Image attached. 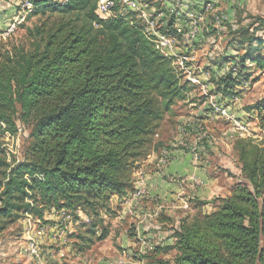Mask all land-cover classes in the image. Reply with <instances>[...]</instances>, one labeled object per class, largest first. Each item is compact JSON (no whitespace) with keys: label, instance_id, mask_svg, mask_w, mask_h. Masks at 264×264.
Segmentation results:
<instances>
[{"label":"trees","instance_id":"obj_1","mask_svg":"<svg viewBox=\"0 0 264 264\" xmlns=\"http://www.w3.org/2000/svg\"><path fill=\"white\" fill-rule=\"evenodd\" d=\"M31 1L29 16L42 21L26 30L28 45L0 47V126L12 133L31 127L23 161L9 163L0 145V234L26 214L81 210L89 222L72 237L85 252L108 237L104 216L115 213L113 198L133 191L140 160L163 148L154 137L188 87L127 18L100 19L101 0ZM257 21L253 31L231 35L229 47L244 53L222 60L237 67L217 81L225 95L241 96L264 72L257 53L264 41L256 36L264 19ZM252 109L264 128V98ZM235 147L244 181L218 197L212 212L173 225L172 243L151 252L156 264L170 251L173 264H264V143L238 138Z\"/></svg>","mask_w":264,"mask_h":264},{"label":"rangeland","instance_id":"obj_2","mask_svg":"<svg viewBox=\"0 0 264 264\" xmlns=\"http://www.w3.org/2000/svg\"><path fill=\"white\" fill-rule=\"evenodd\" d=\"M153 0H143V3L145 2L149 3ZM174 1V0H173ZM192 1L195 0H186L185 2H173L176 9L181 8L180 6H184V8L191 9L194 7V3L192 4ZM235 1V12H234V20L233 22H229V19L222 21L221 23H217V19L215 14L216 11L208 13L209 15L206 16V19H203L200 21L201 26L205 30L204 35L202 36L201 41L195 42L192 41L189 44L190 50L193 49L197 55L198 60L201 62L202 65L209 64L210 62L215 64H219L222 59L225 58L223 56L226 54L227 50H231L232 52L235 50L232 47H229L228 43L232 39L231 35L234 36L232 33H236V31H239L241 28H250V31H253L255 26L259 25V22L257 21V17H260L264 19V0H234ZM17 0H0V26L1 28H5L4 26L7 21L10 22L11 18L14 17V15L17 14L18 10L21 9L18 5H16ZM142 2V1H141ZM226 3L224 1H218L216 3V10L222 11L229 14L226 11ZM166 9V8H164ZM13 10L11 14L9 11ZM166 12L169 14V11L166 10ZM132 15V14H131ZM208 17V18H207ZM10 20V21H9ZM42 21L40 16H29L25 22L17 27L15 32H13L10 36H7L6 38L0 39V47H3L4 49L11 48V45L13 44H24L28 45V39L26 35V30L28 28H31L35 26L36 24H39ZM24 25V26H22ZM208 29V30H207ZM256 36H258L260 39L264 41V26L256 32ZM184 43L181 42L180 46L183 47ZM8 46V47H7ZM241 54L244 53L242 49H239L238 51ZM257 53H264V47L260 52ZM219 58H222L221 60ZM229 59L234 61L235 57L229 56ZM209 62V63H208ZM234 63V62H233ZM217 66V65H216ZM251 67H254L252 65ZM213 72V71H212ZM217 75V73H215ZM218 76L215 79L214 82L216 87L218 86ZM182 82L186 83L184 80ZM188 89H187V97L183 100H177L175 105L173 106V112L171 114H168L165 116V120L162 121L163 128L158 130V133L154 137V141L161 139L162 137H172L173 136V143H177L178 148L179 147H192L196 146V150L194 151L197 156V167L201 168L206 166V171L210 176L215 175V173H220L219 176L224 175L225 178L233 177L236 178V181H244L241 176V164L239 161V155L238 150L235 147V142L238 138L232 140L228 138V136L225 134L227 130L231 127L230 121H228L226 118L222 117L221 115L214 114L213 111H211V107L207 103L204 96H202L195 86L186 83ZM245 88V89H244ZM241 92V103L238 106L234 105V107L231 108L233 113L239 118L244 120L243 118L248 117L249 111L254 107L258 102H260L264 98V72H257V74L254 75L253 79L248 81L246 84V87H244ZM230 105V103L227 104V106ZM200 111L204 113H211L209 117L206 118H200L199 113ZM199 119L200 121H204V130L207 133L208 138L201 139V140H195L197 139V136L200 135L198 130H191L193 135H184L183 139L178 138L181 127H183V124L189 125L193 121ZM205 119V120H203ZM246 120L250 121V131L254 134L257 133L259 136V139H254L256 143H264V128L261 126V119L255 120L253 117H249ZM173 124V128H172ZM20 125L21 132L15 139L14 143H16L19 147L18 148V154L20 157H23L25 155V151L30 143V132L31 127L28 125ZM161 127V126H160ZM160 129V128H159ZM188 139V140H187ZM177 141H182V144H179ZM6 143L5 137L0 135V145ZM163 148L169 149L168 146H164ZM177 148V147H176ZM162 149V148H161ZM160 149V151H161ZM189 149V148H188ZM170 150V149H169ZM190 150V149H189ZM190 152H192L190 150ZM148 155V154H147ZM193 155V154H192ZM146 157V156H145ZM171 160V159H170ZM169 160V162H170ZM168 162V163H169ZM141 160L139 162L140 166ZM160 165V164H159ZM139 171V169H138ZM137 171V172H138ZM137 172L135 175V179L137 178ZM236 182V183H238ZM223 197L221 194H218L217 197H215L212 200L209 201H194V207L197 208L196 213H209L212 212L217 205V198ZM117 197L118 203L113 205L112 202V208L115 211V213H110L104 216L105 224L110 229V234L105 240L101 241H95L94 244H92V249L94 251H106L107 254L103 256V259L105 260H116L118 258H124L128 263H136L137 260H139L143 264H156L152 260L153 256L151 255V252L141 253L139 257H131L128 255L124 256L125 249L122 247L123 245V239L122 234L125 233V230L122 226L119 225L118 222H115L117 220V210H119L121 202ZM190 209H182L181 214L185 215V213L188 212ZM81 215H73L71 212L73 220L71 222H64L65 228H67V232L65 234V238L67 239V247H70L71 250H66L69 257H72L74 253H80L78 242H74L75 238L72 237V233L76 234L79 230L83 229V223L89 222V217L86 216L81 210ZM32 215V214H31ZM44 218L39 222L37 215H32V218H29L32 220L33 226L37 229H40L39 225L42 228L47 227L49 223H51V219H54L55 223L61 224L63 223L61 216L57 212H52L50 209H46L44 211ZM52 217V218H51ZM187 217V216H185ZM191 217V216H189ZM26 215L20 217L18 220H16L14 223H11L7 226V228L0 234V242L2 243L3 240H21L24 239V233H25V227H27V221H26ZM50 218V219H49ZM57 225V224H56ZM51 226V224H50ZM46 229V228H45ZM62 226L59 228V231H62ZM173 226H167L166 232L168 233V237L172 234ZM49 231V230H48ZM47 231V232H48ZM46 232V233H47ZM42 235V234H41ZM40 235V236H41ZM167 237V238H168ZM160 241L157 239L154 240V245H158ZM5 242H3L4 244ZM23 243V241H22ZM24 245V247H23ZM72 245V247L70 246ZM75 245V246H74ZM23 247L24 254L26 255V243L24 241L23 244L20 243L19 249ZM74 247V250H73ZM89 250V249H88ZM88 250L85 252L88 254ZM90 252V251H89ZM99 252V253H100ZM119 255H121L119 257ZM175 256V252H165L163 255L159 256V258L156 261L163 262L164 264H173V258ZM68 258V257H67Z\"/></svg>","mask_w":264,"mask_h":264},{"label":"crops","instance_id":"obj_3","mask_svg":"<svg viewBox=\"0 0 264 264\" xmlns=\"http://www.w3.org/2000/svg\"><path fill=\"white\" fill-rule=\"evenodd\" d=\"M139 1H142L143 3V0ZM185 1L186 0H153L150 4L147 2H145V4L155 8H166L165 10H168L169 12L171 11V13L173 11V18H175L176 23L178 25H183L190 23L188 15H185L186 9L183 5L180 6L181 8L176 9L173 2L183 3ZM218 1L220 0H195L192 1V4L194 2V4L200 3L203 7V5L208 2L217 3ZM221 1H224L227 5L224 7H226V11L229 13V22H233L235 12V8L233 6H235V1ZM239 1L241 2L244 0ZM12 11L13 10H10V13L7 14H11ZM195 11H198V9H195ZM208 15L209 14H207V16ZM204 33L201 34L197 40H195L196 43L201 41ZM237 53L238 52L236 50L233 52L231 50H227L226 54L223 56L226 55L229 57ZM219 59L221 60L222 58ZM222 60L219 64L215 65L212 62H208L212 67L214 78H217V76L218 78L221 77L220 68L222 67ZM250 65L252 66L254 64L251 63ZM215 73H217V75ZM225 102V100L222 101V103ZM229 103L230 105L228 106L230 108L234 107V105L239 108V104ZM252 110L253 109H251L249 113L256 114ZM172 112L173 107L168 114H171ZM210 115V112L206 114L203 111H200L199 113L200 118H206ZM247 118H249V116L243 119L246 120ZM162 128L163 125L161 124L159 130L161 131ZM191 130H196L194 124L189 125V132L187 135H193ZM158 135L160 134L158 133ZM184 135L186 134H183L180 130L178 138L183 139ZM156 142L161 144L159 148L162 146L169 147L172 154L171 160L166 165H159L160 149L152 150L146 157L141 159L138 173H142L143 175L142 177L144 179L146 194L136 201L132 207L125 206L121 203L119 210H117V220H115V222H118L125 230V233H123L121 237L123 239L122 247L125 249L123 252L124 256L128 255L131 257H139L141 253H146L148 251L152 252L158 245L162 246L171 244L172 238L168 237V233L165 231L166 227L178 225L180 220L185 216H193L197 210V208L194 207L195 200L209 201L217 197L218 194H221L223 197L229 196L236 185V182H238V180L236 181V178L233 177L225 178L224 175L219 176L220 173H215V175L210 176L205 169L206 166L201 168L197 167L194 163V157L188 147L178 148L177 143H173V136L170 138L162 137ZM177 142L182 144V141ZM138 176L139 175L137 174V177ZM192 176L199 180L198 184L192 183L190 180ZM184 199L189 202L190 207L185 215H183L184 213L181 214L182 209H184L182 208ZM112 202L114 203L113 205L118 203L117 197H114ZM157 211H160L158 215L155 214ZM62 225L63 223H55L52 218L48 228H44L43 234L39 237V248L41 251L40 259H32L25 255L23 251L24 245L21 250L19 249L20 243L23 244L24 239H22L23 243L21 240H3L2 243L0 242V264H110L112 260L103 259V256H105L107 252L94 251V249H92L93 245L88 250V254L86 252H80L74 253L72 257H69L67 253L68 251L65 253V249L71 250L70 247H67V242H64L63 240L66 238L60 237L59 235V228H61ZM141 239H145L147 241L146 246L142 245ZM155 239L160 241L158 245H154ZM3 242L5 243L3 244ZM70 246L72 247V245ZM120 256L121 255H119V257ZM128 264L142 263L137 260L136 263L131 262Z\"/></svg>","mask_w":264,"mask_h":264},{"label":"built area","instance_id":"obj_4","mask_svg":"<svg viewBox=\"0 0 264 264\" xmlns=\"http://www.w3.org/2000/svg\"><path fill=\"white\" fill-rule=\"evenodd\" d=\"M55 4L64 5L69 0H49ZM16 5L21 7L17 14L11 18V21L4 25L5 28L0 26V39L10 36L17 27L25 22L34 9V4L31 0H17ZM185 15H188L190 23L178 25L176 21L173 26V11L166 12L165 9L151 7L148 4H144L139 0H101L95 13L103 20H107L113 17H125L131 24L136 25L144 34V36L154 45L163 56L170 59L172 67L177 75L196 88H198L200 94L204 96L207 103L211 107V111L214 114L221 115L231 123V127L225 133L228 138L234 140L236 138H251L259 139V136L252 133L250 130V121L239 119L231 110L227 103H241L240 95H225L221 90L216 87L214 82L213 70L210 64L202 65L198 60L197 55L193 49L190 50L189 44L192 41L198 39V37L205 32L200 24V21L206 19L208 13L216 11L215 14L217 23H221L229 18L226 13L216 10L215 2H208L204 5L203 11H195L185 8ZM132 14V15H131ZM181 42L184 43L183 47L180 46ZM226 57V56H225ZM232 69L235 73L237 67L235 64L228 62L226 65L220 68V76H224L228 70ZM220 78V77H219ZM216 79V78H215ZM246 86V85H245ZM225 100V103L222 101ZM249 117H253L255 120H259V116L256 114L248 113ZM194 124V127L200 135L195 140H201L208 138L206 131L204 130V121L199 119L193 121L189 125ZM189 125L183 124L181 132L188 134ZM21 132L20 126L16 133L10 131H4L0 126V135L5 137L6 143L1 144V148L4 150L7 161L13 165L19 161H23V157L18 154L19 147L14 143L15 139ZM255 141V140H254ZM193 154L194 163L197 165V156L194 152L196 146L188 147ZM171 151L166 148H162L160 151L159 164L166 165L171 159ZM139 172V171H138ZM134 182V190L129 194L119 197V201L125 206L132 207V205L142 198L146 194L144 186V179L142 173ZM193 184H198L199 180L192 176L190 178ZM182 208H189V202L184 199ZM161 210V209H159ZM160 211L155 214L158 215ZM63 221L62 231L59 232L60 237L65 238L67 228H65L64 222H71L73 220L71 212L65 209L57 211ZM78 215H81L79 211ZM27 227H25L24 241L26 243V255L32 259H40L41 251L39 248V237L44 232V228L40 225V229L33 226L31 214H26ZM42 219L38 217L40 222ZM41 223V222H40ZM66 242V239H63ZM143 246L147 245L145 239H141ZM64 256V252H63ZM110 264H127L124 258H118L111 261ZM143 264V263H142Z\"/></svg>","mask_w":264,"mask_h":264}]
</instances>
